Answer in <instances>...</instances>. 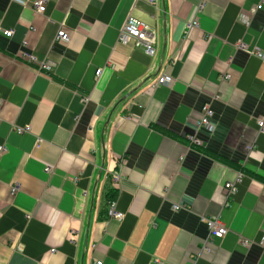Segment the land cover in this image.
Instances as JSON below:
<instances>
[{
  "label": "crops",
  "instance_id": "1",
  "mask_svg": "<svg viewBox=\"0 0 264 264\" xmlns=\"http://www.w3.org/2000/svg\"><path fill=\"white\" fill-rule=\"evenodd\" d=\"M35 1L0 0V264H264V57L248 53L264 54L260 0ZM129 16L153 56L118 41Z\"/></svg>",
  "mask_w": 264,
  "mask_h": 264
},
{
  "label": "built area",
  "instance_id": "2",
  "mask_svg": "<svg viewBox=\"0 0 264 264\" xmlns=\"http://www.w3.org/2000/svg\"><path fill=\"white\" fill-rule=\"evenodd\" d=\"M45 5H46V0H36L34 2V9L37 13H43L45 11ZM264 8V0H260L259 3L255 6V8L251 12H256ZM201 9V6L199 7L198 11ZM241 23L245 24L246 26L249 23V19L245 17H240ZM198 26V22L196 20H193L186 25V33H188L190 30L196 28ZM2 34L10 38L12 35L11 31H3ZM132 39L134 41V46L138 49H141L146 55L148 56H153L154 54V49H153V44H154V38L152 34L149 32V27L147 24L144 22L129 16L120 33L118 36V41L124 42L126 39ZM54 40L56 42H63L66 43L69 40V37L67 33L63 30L62 26H60L55 34ZM241 50L247 51L244 47L240 46ZM250 55L257 56L258 58H263L264 54L260 50H254V51H248ZM22 58L30 65H33L37 68L38 72H49L51 70L50 66L47 65L45 62H39L37 61L32 55L28 53H23ZM101 70L98 69L95 71V77H99ZM224 79H228L227 76L224 77ZM164 83H167V78L165 76L160 77L156 84H154V88L157 86H160ZM1 109V108H0ZM213 116L214 112L213 109L211 108L210 104H204L200 108V118H199V125L208 130L209 132H212L215 129V126L213 124ZM1 122V118H0ZM259 131L264 130V119H260L257 122ZM30 131V128L24 127V128H14V132L17 135H22L24 133H27ZM187 141L189 143V146L191 147H200L201 143L200 141L195 137V136H187ZM5 151L4 146H0V156L3 154ZM45 171L48 172L46 169ZM111 181L112 183L116 186L118 182L121 179V175L118 171H113L111 173ZM241 181V175L238 173L235 178L232 181H228L224 183L223 185V192H224V197L225 200L228 201L230 200L238 190V185ZM17 186H12L11 187V194L13 195L14 193L17 192ZM174 210L179 209L178 206L173 207ZM107 213L110 218H114L117 220H121L123 217V214L118 212L116 210V203L115 200H109L107 203ZM204 223L207 227L208 230V236L210 239H221L223 238L227 230L226 228L221 225L217 217H212V218H207L204 219ZM244 245H247V241L243 242ZM260 245L264 247V236L261 238ZM51 252H54L52 250ZM92 264H102L101 261H95Z\"/></svg>",
  "mask_w": 264,
  "mask_h": 264
},
{
  "label": "trees",
  "instance_id": "3",
  "mask_svg": "<svg viewBox=\"0 0 264 264\" xmlns=\"http://www.w3.org/2000/svg\"><path fill=\"white\" fill-rule=\"evenodd\" d=\"M197 148H198V147H197ZM107 197H108V201H109V200H115L116 195H114L113 193H110Z\"/></svg>",
  "mask_w": 264,
  "mask_h": 264
},
{
  "label": "bare ground",
  "instance_id": "4",
  "mask_svg": "<svg viewBox=\"0 0 264 264\" xmlns=\"http://www.w3.org/2000/svg\"><path fill=\"white\" fill-rule=\"evenodd\" d=\"M46 63V62H45ZM49 63V62H48ZM47 64V63H46Z\"/></svg>",
  "mask_w": 264,
  "mask_h": 264
},
{
  "label": "water",
  "instance_id": "5",
  "mask_svg": "<svg viewBox=\"0 0 264 264\" xmlns=\"http://www.w3.org/2000/svg\"><path fill=\"white\" fill-rule=\"evenodd\" d=\"M125 98V97H124Z\"/></svg>",
  "mask_w": 264,
  "mask_h": 264
}]
</instances>
